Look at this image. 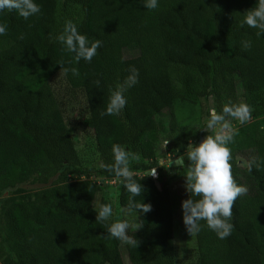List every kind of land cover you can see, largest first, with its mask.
<instances>
[{"label": "trees", "instance_id": "1", "mask_svg": "<svg viewBox=\"0 0 264 264\" xmlns=\"http://www.w3.org/2000/svg\"><path fill=\"white\" fill-rule=\"evenodd\" d=\"M36 2L41 12L28 20L0 14L8 28L0 36V263L126 264L123 244L107 236V225L96 223L93 210L108 203V192H116L119 206L136 216L128 231L135 243L127 246L137 249L141 264H264V37L241 26L242 14L256 0H159L154 11L145 9L143 0ZM67 20L89 41L102 42L91 63H76L55 40ZM242 41H251V47L243 50ZM130 51L137 55L127 57ZM61 61L79 76L61 71ZM132 67L139 82L125 91L126 107L101 117L110 89ZM194 69L203 75L200 96L211 99L218 113L228 103L250 106L246 123L230 121L240 125L228 145L233 179L248 191L234 203L231 235L220 240L200 221L196 259L183 262L174 242L170 180L188 174V167L170 174L168 165L158 166V155L165 131L172 160L187 150L190 135L176 113L178 102L187 100L175 81L192 91ZM59 73L71 90L86 96L81 123L94 136L97 170L86 169L50 84ZM207 135L213 132L201 131L196 145ZM113 144L135 157L129 168L142 188L134 201L122 179L105 171L113 162ZM154 168L157 181L146 174ZM112 178L119 181L115 190L105 185ZM130 201L147 204L150 211L130 210Z\"/></svg>", "mask_w": 264, "mask_h": 264}, {"label": "clouds", "instance_id": "2", "mask_svg": "<svg viewBox=\"0 0 264 264\" xmlns=\"http://www.w3.org/2000/svg\"><path fill=\"white\" fill-rule=\"evenodd\" d=\"M143 6L149 11L157 10L159 0H143ZM41 12L36 0H0V14L15 13L24 20L36 16ZM242 27L256 30L257 38L264 37V0H256V6L242 14ZM8 28L0 23V36L7 34ZM22 38V37H21ZM50 40L52 37H49ZM64 49L74 54V60L91 63L97 55V50L102 47L100 40L89 41L85 35L78 32L76 25L67 20L62 32L55 37ZM251 47V41H242L241 48L247 50ZM61 71L71 72L74 77L79 76L76 68H66L64 63L58 62ZM60 71V72H61ZM123 82L114 90L110 89L108 103L100 116L119 115L127 105L124 95L127 89L134 87L139 81V72L132 67ZM99 86L100 81L97 80ZM251 117V109L247 104H225L218 113L214 108L209 110L208 119L204 130L214 132L207 135L198 145L188 144L184 155L177 156L171 164L179 168L188 167L185 189L190 197L181 202L183 223L187 232L193 236L201 231L200 221H204L206 227L216 234L220 240L231 235L233 225L229 222L233 216V206L238 197L246 195L248 189L235 182L232 175L231 151L228 145L233 142L236 131L230 127V121L235 119L241 124L246 123ZM112 164L105 166V171L122 179L123 187L134 198L141 193V184L133 179L134 173L129 168L131 159L135 157L120 144L112 145ZM185 156L187 165H185ZM251 170V169H249ZM156 176V168L150 170L147 176ZM197 197L198 199H193ZM130 201V210L144 214L150 211L147 204H136ZM96 213V223L107 225V236L119 241L121 244L133 245L135 240L128 235L130 223L127 219L112 220L113 206L110 202L101 203ZM112 222L109 223V221Z\"/></svg>", "mask_w": 264, "mask_h": 264}, {"label": "rangeland", "instance_id": "3", "mask_svg": "<svg viewBox=\"0 0 264 264\" xmlns=\"http://www.w3.org/2000/svg\"><path fill=\"white\" fill-rule=\"evenodd\" d=\"M136 55L137 53L135 51L126 53L127 57H134ZM191 77L194 84V89L192 91H189L182 82L175 81L177 92L181 93V97L187 100L178 102L176 105V113L179 117L181 128L190 135L189 143L196 145V138L205 128L208 113L209 110L212 109L213 103L211 99L206 100L200 96V93L204 90L202 73L196 69L191 70ZM50 84L56 97L59 99L62 108L64 109L67 120L72 124L71 132L74 140L76 141L77 149L86 169L97 170L100 167L101 162L95 152L94 136L91 132L86 131L81 123L82 116L87 111L85 94L82 91L71 90L62 73H59L55 77L51 78ZM241 104L243 103L241 102ZM161 118L163 119L165 123L164 126L167 129L169 125L167 112H165V117ZM239 125L240 124H232L230 127L235 130ZM164 133L165 134L158 155L159 158H161V161L170 157L167 152L169 148L167 147V144L171 143L168 140L170 138V134L168 131H165ZM159 165L160 163H158V166ZM186 176L187 174L177 175L175 177H172V175L169 176L172 177L170 180V188L173 193V198L175 199L174 242L177 259L178 261L183 262L193 261L197 256L196 236H191L187 232L183 223L181 211V202L188 199V192L185 189ZM90 179L94 180V178ZM115 193L116 192H108L109 195L105 196L108 202H110L113 206L112 220L127 219L130 223V229L134 228L136 218L135 214L127 212L119 206ZM99 202L100 201H98V205ZM122 253L126 264H141L143 262L137 249L132 252L126 244L122 245Z\"/></svg>", "mask_w": 264, "mask_h": 264}, {"label": "built area", "instance_id": "4", "mask_svg": "<svg viewBox=\"0 0 264 264\" xmlns=\"http://www.w3.org/2000/svg\"><path fill=\"white\" fill-rule=\"evenodd\" d=\"M173 161L170 157L166 160H160V165L159 167L161 166H165V165H168L169 162ZM147 174V173H146ZM151 176V175H150ZM154 180H157L159 178V173L157 171V168H156V176L155 177H152ZM119 181L117 179H105V185L107 187H109L110 190H115V187L118 185ZM100 184V182H99Z\"/></svg>", "mask_w": 264, "mask_h": 264}, {"label": "water", "instance_id": "5", "mask_svg": "<svg viewBox=\"0 0 264 264\" xmlns=\"http://www.w3.org/2000/svg\"><path fill=\"white\" fill-rule=\"evenodd\" d=\"M171 162L168 164V167H167L168 173H175L179 170V167L176 166L174 163L171 164ZM147 174H148V172H147Z\"/></svg>", "mask_w": 264, "mask_h": 264}]
</instances>
